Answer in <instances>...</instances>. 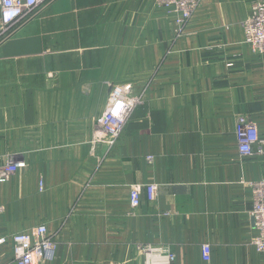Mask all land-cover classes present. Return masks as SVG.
<instances>
[{"label":"crops","instance_id":"0c3cea01","mask_svg":"<svg viewBox=\"0 0 264 264\" xmlns=\"http://www.w3.org/2000/svg\"><path fill=\"white\" fill-rule=\"evenodd\" d=\"M198 1L179 30L156 0H52L0 45V170L22 164L0 183V238L45 226L40 264H145L147 246L171 264H264L250 220L264 156L235 136L245 115L264 140V55L242 27L258 0ZM117 85L142 102L110 145Z\"/></svg>","mask_w":264,"mask_h":264},{"label":"built area","instance_id":"2783aa9c","mask_svg":"<svg viewBox=\"0 0 264 264\" xmlns=\"http://www.w3.org/2000/svg\"><path fill=\"white\" fill-rule=\"evenodd\" d=\"M52 0H0V45L13 38L20 29L36 18L37 10ZM157 4L173 14L179 30L187 25L196 12L198 0H156ZM245 43L259 55H264V0L255 1L252 13L243 22ZM140 97L135 96L130 85H117L111 88L110 99L106 112L99 119V126L110 145L124 132L135 109L141 104ZM235 136L239 154L243 158L253 155L264 156V140L257 126L249 117L243 115L237 119ZM22 164L10 162L0 170V183L8 181ZM156 185L145 187L149 201L156 198ZM253 208L250 212L255 237L253 245L258 252H264V179L252 184ZM143 188L134 186L130 192L132 209L141 205ZM11 245L13 264H40L48 258L53 249V240L45 226H40L32 232L19 233L10 238H0V246ZM145 253V264H171L175 255L168 250L154 249L149 246L141 248ZM212 249L209 245L202 247V259L210 262ZM0 264L4 260L0 255Z\"/></svg>","mask_w":264,"mask_h":264}]
</instances>
